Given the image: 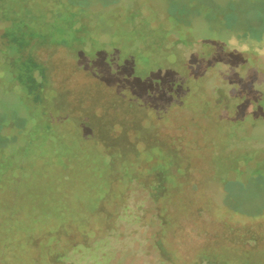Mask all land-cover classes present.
<instances>
[{
	"label": "rangeland",
	"instance_id": "rangeland-1",
	"mask_svg": "<svg viewBox=\"0 0 264 264\" xmlns=\"http://www.w3.org/2000/svg\"><path fill=\"white\" fill-rule=\"evenodd\" d=\"M27 46L53 47L39 57L52 62L56 104L29 91L47 80ZM0 85V264H48L47 244L53 264L149 261L159 199L137 176L127 185L152 156L170 210L193 203L209 227L248 236L229 258L264 259V0H0ZM149 113L161 121L146 128ZM136 136L164 148L139 152ZM101 144L134 151L118 157L116 186ZM104 196L120 199L111 211L126 228L101 239L87 217ZM211 253L200 264H220Z\"/></svg>",
	"mask_w": 264,
	"mask_h": 264
},
{
	"label": "flooded vegetation",
	"instance_id": "flooded-vegetation-1",
	"mask_svg": "<svg viewBox=\"0 0 264 264\" xmlns=\"http://www.w3.org/2000/svg\"><path fill=\"white\" fill-rule=\"evenodd\" d=\"M42 48L46 50L49 48L52 49L53 47H50V46L37 47V48L36 47L31 48V46L25 47L24 51L25 53L28 54V56L26 57L27 60H25V62L29 61L28 62L29 65L33 64L32 67L35 66L36 68L37 66L39 70L41 69L44 72L43 74L45 75V79L47 81L45 83H36L35 86L37 87L34 88V91L42 95L45 103H47L46 107H48V105L55 103V100H57L59 96H61L62 93L59 92V90H57V88L54 86L53 66L51 64L52 62L43 61L41 57H39V53H40V50H42ZM70 95H72V98L77 97L76 90L71 89ZM39 101L40 100H38L37 98L36 100H34L36 104L39 103L42 105V103L44 102V101L42 102L41 101L39 102ZM55 110L57 111V108ZM64 114H68V112L67 113L65 112ZM150 114L151 113H149V115L147 116H144L145 117L144 120L147 123L146 128H150L155 122L157 123V121H161L158 119L151 118ZM70 117L73 118L72 120L75 121L76 118L72 114H70ZM85 117H86L87 123L89 124L88 120H90V118L88 114H86L84 118ZM122 123L119 122L120 127ZM89 126L93 134L94 130L92 126L90 124ZM136 138H137L136 140L137 149L140 148L139 152L143 151V149L148 151L152 147L164 148L162 144H158L154 141V137L151 138L152 140L149 141V144H147V146L145 145L146 142L143 136L142 137L136 136ZM112 141L114 142V140ZM101 146L103 147V149H105V152L108 154V157H110V161L112 162L110 164L112 168L111 170L112 179L114 180L113 182L114 186H116L118 184V181L120 179H123V175L121 174L119 167L117 168V165L120 164L118 162V157L120 156L125 157L126 155H128V151L129 153L130 152L134 153V151L132 149L124 148V149H120L119 151L117 150V151L110 152L107 150L106 145L101 144L100 148ZM139 152H136V153H139ZM169 153L171 155L173 154L172 152H169ZM174 155H177L176 159H179L181 161V154L178 155L176 153ZM161 158L158 156H152L150 159H146L144 162H148L149 163L148 166L146 164L143 165L144 162L139 163L137 166V168L139 169L138 171L139 173H137V175L135 174V176L130 177L128 185H127V188H128L130 183L134 181L133 178L137 176L138 182L140 181V185L144 187L145 190H148L149 197L151 198V202H153L155 198L159 199V204L156 207L157 212L155 213V215L152 214L148 218L149 219L148 220L149 233L151 235V238L149 239L148 247L143 251L144 256L149 259V261L145 260L144 264H155V258L157 257H159L161 262L166 263V264H200L202 261L201 259L202 254L203 255L205 254L206 256L211 257V254H212L211 252L213 251L219 252V255L222 256V258H218L214 260L210 259L211 261H214L216 263H220V264H264V259L254 260L257 262H252L251 259L247 257L237 258V259L229 258L228 251L234 248H243L245 245L243 243V240L248 239V236L242 235V236L233 237L231 234H229L230 232L228 231H223L217 228L209 227V223L212 222L214 217L205 218V220H203L204 217L201 215L202 212L193 211V210L191 211L188 209L189 208L188 205L191 202L181 203L180 207H178L177 210H170L171 202L165 201V193H167V191L169 192L170 190V185L167 182L165 174L159 170L153 173H150V175L148 172V170L150 169V165L152 164V160L156 161L158 165H161V163L163 162V158L162 159ZM125 160L127 159H123V161ZM149 176H151L148 179L150 182L143 181L142 177H149ZM121 181L123 182L124 179ZM160 189H161V192L159 191ZM119 200L115 199V201L109 203L110 204L109 205L106 203L105 196H104L98 202L99 204H98L97 209L91 211L90 212L91 214H88V217H87L89 219L88 222H90L91 224H94L96 220L98 221V226H95L97 230L94 232V234L101 232V239L103 238V235H105L104 234L105 232L107 233V235H112V233L121 231L126 228V225L124 224V222H122L125 225L123 229L118 224L119 221H121V219L124 218V217L122 218L123 214L122 213L117 214L111 211V208L114 205H116V203ZM185 201H188V199H186ZM191 204L193 205V203ZM144 218L147 219V215L141 216L140 220H143ZM154 221L156 224H158L156 228H153L152 226L154 224ZM68 225H72V224L69 223L66 225H61L59 227L60 228L67 227ZM64 230H66V228ZM77 231L79 232L80 230H77ZM202 233L206 235H210V237H207L204 240H202L201 239ZM262 233L263 234H260V236H264V231ZM178 234L182 235V237L180 236L179 241H173L171 236L178 235ZM53 236H54V239L58 237L57 233H54ZM189 236L191 237L193 236L192 239ZM190 239L193 242L189 243L188 240ZM252 239L254 240V242L257 243V246H256L257 248L261 247V244H263V242L260 240V237L255 236V237H252ZM41 243L42 241H40V245ZM54 245L55 244H52V246H50L49 248L47 244L44 246V248L42 247L40 248L39 257L41 261L43 260L42 258L45 257L44 260L46 263L53 264L52 257H51V249L53 248ZM155 247H156L155 251H156L157 257H155V253L152 250V248L155 249ZM43 254L45 256H43Z\"/></svg>",
	"mask_w": 264,
	"mask_h": 264
},
{
	"label": "trees",
	"instance_id": "trees-1",
	"mask_svg": "<svg viewBox=\"0 0 264 264\" xmlns=\"http://www.w3.org/2000/svg\"><path fill=\"white\" fill-rule=\"evenodd\" d=\"M22 49H20V51H21ZM1 86V85H0ZM26 86V85H25ZM30 92H32V91H34V88H33V86L31 87V89L29 90ZM22 111H24V112H26V113H29V110L27 109V108H23V109H21ZM21 110H18V107H17V111H19L18 113L19 114H21V113H23ZM21 112V113H20ZM24 114V113H23ZM30 114V113H29ZM0 115H2V116H6V112L5 111H1V113H0ZM47 127V126H46ZM37 130H44V126L41 124H38V128L36 129V128H34L33 130H32V132H34V131H37ZM43 136V135H42ZM41 143L43 144V146L44 147H47V145H52L51 144V141L50 140H48L47 138H45V137H43V138H41ZM44 183V182H43Z\"/></svg>",
	"mask_w": 264,
	"mask_h": 264
}]
</instances>
